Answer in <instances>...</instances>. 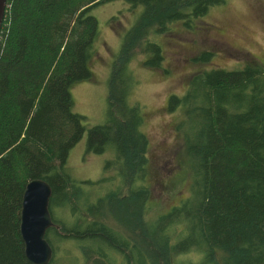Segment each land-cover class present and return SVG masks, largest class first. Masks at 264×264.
Returning <instances> with one entry per match:
<instances>
[{
	"label": "trees",
	"instance_id": "16d2710c",
	"mask_svg": "<svg viewBox=\"0 0 264 264\" xmlns=\"http://www.w3.org/2000/svg\"><path fill=\"white\" fill-rule=\"evenodd\" d=\"M111 0H6L0 28V264H28L19 236L25 184L50 189L52 226L44 239L56 264L63 244L71 264H264V61L194 73L179 110L188 195L152 217L145 185L142 117L130 102L137 81L128 64L161 69L157 38L174 23L186 29L227 0H123L140 12L126 30L106 80L105 121L87 131L85 151L115 148L105 168L116 181L74 182L65 175L81 138L69 88L90 76L96 36L87 15ZM156 38V41H155ZM211 54L200 55L201 63ZM121 170V171H119ZM98 185L111 188L102 193ZM140 230V234L139 231ZM188 257L186 262L176 258Z\"/></svg>",
	"mask_w": 264,
	"mask_h": 264
},
{
	"label": "rangeland",
	"instance_id": "374dc122",
	"mask_svg": "<svg viewBox=\"0 0 264 264\" xmlns=\"http://www.w3.org/2000/svg\"><path fill=\"white\" fill-rule=\"evenodd\" d=\"M140 12L129 8L123 0H111L87 12L96 22L92 55L86 67L89 78L69 88L71 111L81 118V138L70 148L65 160V175L74 182L114 183L121 163L105 168L115 158V148L101 153L85 151L87 131L105 121L106 80L111 62L118 52L126 30ZM161 48V69L141 64L144 55L137 53L128 64L137 81L130 102L139 104L142 123L140 133L146 141L145 185L149 190L148 205L152 217L176 206L188 195L190 179L184 163L183 138L176 130L182 119L179 110L167 109L168 97L182 96L189 78L197 72L229 70L245 62L264 61V0H227L210 9L194 22L190 30L174 23L168 32L157 38ZM156 41V38H155ZM210 53L207 63L200 55ZM116 169V170H115ZM121 171V170H119ZM115 180V181H114ZM107 185L92 188L100 194ZM63 244L58 249L56 264H71L73 253ZM186 262L188 257L176 258Z\"/></svg>",
	"mask_w": 264,
	"mask_h": 264
},
{
	"label": "water",
	"instance_id": "95a60500",
	"mask_svg": "<svg viewBox=\"0 0 264 264\" xmlns=\"http://www.w3.org/2000/svg\"><path fill=\"white\" fill-rule=\"evenodd\" d=\"M6 0H0V28L4 18ZM49 186L37 179L25 184L19 213V236L23 255L28 264H48L51 248L44 239L45 231L52 226L48 211Z\"/></svg>",
	"mask_w": 264,
	"mask_h": 264
},
{
	"label": "flooded vegetation",
	"instance_id": "af4514ba",
	"mask_svg": "<svg viewBox=\"0 0 264 264\" xmlns=\"http://www.w3.org/2000/svg\"><path fill=\"white\" fill-rule=\"evenodd\" d=\"M138 232H139V234H140V230H139Z\"/></svg>",
	"mask_w": 264,
	"mask_h": 264
}]
</instances>
